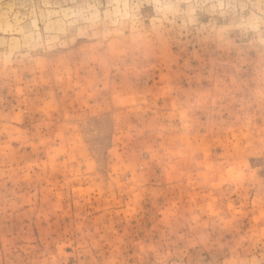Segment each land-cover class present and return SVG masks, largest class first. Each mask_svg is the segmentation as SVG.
<instances>
[{"label": "rangeland", "instance_id": "374dc122", "mask_svg": "<svg viewBox=\"0 0 264 264\" xmlns=\"http://www.w3.org/2000/svg\"><path fill=\"white\" fill-rule=\"evenodd\" d=\"M0 264H264V0H0Z\"/></svg>", "mask_w": 264, "mask_h": 264}]
</instances>
